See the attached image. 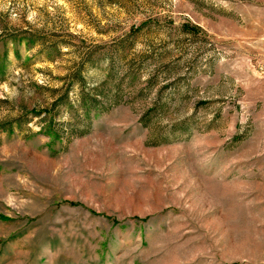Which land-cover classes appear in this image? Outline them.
Here are the masks:
<instances>
[{"label": "rangeland", "instance_id": "obj_1", "mask_svg": "<svg viewBox=\"0 0 264 264\" xmlns=\"http://www.w3.org/2000/svg\"><path fill=\"white\" fill-rule=\"evenodd\" d=\"M0 264H264V0H0Z\"/></svg>", "mask_w": 264, "mask_h": 264}, {"label": "trees", "instance_id": "obj_2", "mask_svg": "<svg viewBox=\"0 0 264 264\" xmlns=\"http://www.w3.org/2000/svg\"><path fill=\"white\" fill-rule=\"evenodd\" d=\"M15 36V35H14Z\"/></svg>", "mask_w": 264, "mask_h": 264}]
</instances>
